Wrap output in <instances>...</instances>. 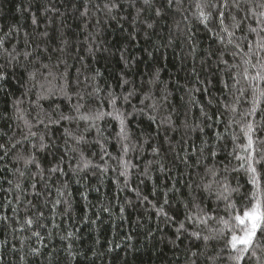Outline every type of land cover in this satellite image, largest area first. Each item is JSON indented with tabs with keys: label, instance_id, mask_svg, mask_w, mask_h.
Here are the masks:
<instances>
[{
	"label": "trees",
	"instance_id": "1",
	"mask_svg": "<svg viewBox=\"0 0 264 264\" xmlns=\"http://www.w3.org/2000/svg\"><path fill=\"white\" fill-rule=\"evenodd\" d=\"M113 2L119 7L109 13L105 5ZM240 2L245 12L249 6L255 7L257 12L261 11L258 7L260 0ZM195 4L196 0H181V14L175 11V4L171 10L167 9L166 0H152L148 5L143 0H0V35L13 27L20 29L18 35L14 33L13 38L5 43L10 51L12 45H16V52L20 53L19 63L13 62L14 66L9 67L8 58L0 56V65L9 74L7 82L0 86V144L9 149L8 155L0 160V264H192L193 260L195 264H209L206 257L215 255L220 256L216 264H231L227 259L228 253L220 251L224 247L223 241H210L205 247L203 241L190 235L193 231L208 235L211 229L218 227L215 222L210 221L207 226L186 222L188 232L183 233L180 240H176L175 233L178 222L194 211V203L212 209L217 217L227 218L224 202L218 201L215 196L202 198L196 185L213 180L207 168L215 167L219 172L215 179L221 180L225 175L223 167H239L232 154L233 148L246 143L241 132V126L246 123L242 114L251 107L253 99V86L242 75L238 77L240 83L233 86L229 71L218 60L220 52H223L229 64L240 65L239 69L232 70L234 74L243 71L240 57L233 58L230 54L234 49L223 48L196 21L192 15L196 10ZM45 8L56 11L45 12ZM86 8L85 16L82 13ZM157 8L162 11L161 17L155 15ZM232 13L237 19L243 16L236 9H232ZM33 14L37 18L36 25L32 24ZM184 16L188 17L196 34L198 49L195 55L190 54L191 48L180 31L185 28ZM225 22L230 23L227 13ZM148 24L153 27L148 28ZM246 24L256 27L251 17ZM210 27L215 28V24ZM244 27L245 32H237V36L245 34L254 40L255 35L248 34L246 25ZM216 30L219 31L218 28ZM44 31L49 33L47 54L41 51L39 59H35L38 54L33 53L25 60L23 52L35 48L36 43L25 48L24 33L29 34L30 41L35 38L39 42V33ZM170 39L173 41L171 46ZM64 40L66 45H62ZM89 43L98 49L94 56L87 52ZM44 46L41 44V49ZM60 47L64 48L63 52L56 51ZM242 47L245 52L248 51L245 45L242 44ZM125 49L127 51L122 60L119 53ZM149 52L153 54L151 57ZM208 53H212L211 58ZM132 59L137 63L125 67V61ZM97 69L102 75L93 81ZM157 69H160L159 80L149 84ZM66 70L67 81L62 78ZM249 71L254 74L250 67ZM32 72L35 79L30 80L29 73ZM122 75L130 81L123 88L119 86ZM85 77H88L87 81ZM198 79L204 81V85ZM224 81H227L228 88H225ZM97 85L102 91L98 97H90L88 93H92ZM205 86L207 92L203 90ZM197 88L201 90L195 91ZM241 88L244 94L238 111L232 113L226 110L223 105H231L234 98L240 95L238 90ZM62 89L72 94L71 101L65 99ZM133 89L135 95L130 104L118 102V106L131 112L132 105L143 107L155 101L158 111L155 123L140 114L130 118L131 140L136 150L130 151L125 159L136 167L131 170L125 187V178L120 175L121 151L115 136L118 131L116 121L106 118L100 122L108 138L105 146L111 154V158L105 156L102 159V150L95 143L96 134L84 133V121L50 124L45 113L50 114L53 120L59 119L60 113L75 115L70 110V104L77 103L76 92L84 97L79 101L84 104L82 112L100 107L98 101H104V109L110 110L107 104L109 90L123 95ZM145 94H150L152 99L144 100V105H141ZM165 95L167 100L162 99ZM46 96L48 98H44ZM16 100L21 103L14 105ZM209 100H212L211 104ZM201 106L211 120L201 114ZM259 108H264V98H261ZM17 109L35 125L32 131L37 136L44 135L46 142L53 146L40 152L32 147V144L38 145V139L16 143L28 131L23 121L17 119ZM38 115L44 124H37ZM169 116L172 127L167 123L159 124ZM229 121L233 123L229 124ZM235 121H240V124ZM255 121L258 124L257 135L264 139V130L259 127L260 123H264L259 109ZM197 125L204 131L200 132ZM65 129L75 136L84 133L91 143L77 145L71 136L65 135ZM217 131L223 134L222 141L216 140ZM233 135L237 137L235 142L231 138ZM12 144L16 146L13 148ZM202 146L203 153L200 152ZM153 147L160 149L159 155L152 153ZM65 148L69 151L65 152ZM72 148L82 150L93 165L100 167L74 173L72 169L79 161V154L71 151ZM213 150L217 152L215 158L210 156ZM32 153H35L44 170L43 179L37 174L35 166L25 168L23 161L15 159ZM0 156H4L2 149ZM185 156L187 164L183 162ZM60 157H63L62 162ZM198 160L201 161L199 164ZM149 161H152L150 165ZM156 161L164 166L163 172ZM58 162L64 174H50L48 169ZM105 166L106 172L103 171ZM146 167L151 179L143 175ZM258 172L261 188L264 189V168L258 166ZM227 180L232 187L239 186V192L232 196L237 208L242 211L250 206L249 195L253 187L248 177L243 172H229ZM17 183L21 185L19 190L15 187ZM65 183L67 188L60 196L56 189ZM173 185L175 189L169 191ZM165 192L169 200V204L164 206L165 211L175 217L176 222L166 221L152 207L153 204L157 207L163 204ZM82 193H86V198ZM145 196L148 200L142 199ZM193 196L196 197L194 202ZM57 199L70 200L71 208H66L64 203L54 208ZM186 203L187 210L184 207ZM40 213L43 215L40 216ZM85 216L88 223L84 222ZM2 217H7V220ZM27 218L33 219L31 226L25 224ZM92 220H96L95 225L90 223ZM36 232L40 233L39 237L34 235ZM68 232L75 235L65 239ZM33 249H39V255H34ZM193 252L202 254L193 257Z\"/></svg>",
	"mask_w": 264,
	"mask_h": 264
},
{
	"label": "snow or ice",
	"instance_id": "2",
	"mask_svg": "<svg viewBox=\"0 0 264 264\" xmlns=\"http://www.w3.org/2000/svg\"><path fill=\"white\" fill-rule=\"evenodd\" d=\"M152 2V0H143V3L145 5H148ZM176 5L175 11L181 12V0H166V7L167 9L171 10L173 8V5ZM119 5L115 2L105 5V8L108 9L109 13H111L114 9H117ZM258 7L261 9V11L257 12L255 7L249 6L247 11L245 12L241 8V2L240 0H196L195 4V11L192 13L196 21L202 25L210 34L212 37L215 38V41L218 42L220 45L223 46V48L227 49L228 47H231L234 49V51L230 54L233 58L239 56L244 68L242 72L234 73L232 70L239 69L240 65L237 64H229L228 60L224 59V53L220 52L218 56L219 64H222L226 70L230 73V79L234 82L233 86L238 85L240 83L239 76H243L245 80H247L250 84V86H253V99L251 102V107L245 111L242 114V118L246 120V123H244L241 126V132L246 140V143L243 145H237L233 148V156L234 158L239 162V167H233L229 169L227 166L222 168L224 175V178L221 180H216L215 178L218 176L219 172L215 167L207 168V172L211 174L213 177V180L209 181L208 183H201L196 185V190L200 192L201 197L204 196L212 197L215 196L218 201H222L225 204V210L227 211V218L220 216L217 217L213 214L212 209H205L204 207H201L200 204H193L194 211L191 213H188L185 215L184 220L178 222V226L175 229L176 233V240L181 239V235L183 233L188 232V227H186V222L189 225L192 224H202L207 226L210 221L215 222L218 227L211 229L210 233L208 235H203L199 231H193L190 233V235L195 238L196 240H200L204 242L205 247H207L208 243L210 241H223L224 247L220 249L221 252H227L228 256L227 259L231 262V264H253V261L255 264H264V189L261 188V181H260V173L258 172V166L261 168H264V139H261L257 135V127L258 124L255 121V117L257 115V111L259 109L261 113V119L264 121V108H259V105L261 103V98H264V87H261V84H264V0H260V3L258 4ZM232 9H236L243 13L242 18L237 19V16L232 13ZM52 11L55 12L56 9L54 8H45V12ZM226 13H227V19L230 20V23H226ZM82 15H87V8L85 9V12L82 13ZM155 15L157 17L162 16V11L160 8L155 9ZM139 16V10L137 12V17ZM249 17L252 18V20L256 23V27H252L251 24H246V21L249 19ZM115 19V17H113ZM185 23V28L180 29L182 34L184 35L185 40L189 44L191 48V55H195L197 49H198V42L196 41V34L192 31V25L191 22L188 20L187 16L183 17ZM32 24H37V18L35 14L32 16ZM215 24L214 27H210V25ZM246 25V32L248 34H254L255 39L250 40L248 38V35L242 34L240 36H237V32L244 33L245 32V26ZM148 28H152V24L147 25ZM177 28L179 29V24H177ZM219 29L217 31L216 29ZM20 29L13 27L10 28L7 33H4L3 35H0V56H6L8 58V64L9 67L14 66L13 62L19 63V56L20 53L16 52V45L13 44L11 47V51L5 47V43L9 41L11 38H13V34H19ZM29 34L27 32L24 33V40L23 44L25 48H29L31 43H36L35 48H31V50H26L23 52V56L25 60H27L29 57L33 56V53H37L38 55L35 57V59H39V53L41 51L44 54H47L48 47L46 46V41L49 39V33L47 31H44L42 33H39L40 40L39 42L36 41L35 38L33 40L28 39ZM145 38H147V35L145 34ZM135 40V37L132 38ZM93 43L95 42V37L92 38ZM19 43V41H17ZM173 41L169 40V46H171ZM41 44H45V46L41 49ZM67 41H62V45H66ZM242 44L245 45L248 49L247 52L244 51V47H242ZM98 49L93 48V44L89 43L87 46V52L89 55L95 54V51ZM56 51L63 52L64 48L60 47L56 49ZM127 49L124 51H121L119 53L122 60L125 58V53ZM149 57H151L153 54L151 52L148 53ZM209 58H211L212 53H208ZM253 59L256 60L255 63H253ZM66 65V61L64 62ZM137 61L135 59L132 60H126L125 61V67H128L129 64H135ZM43 67L47 68V65H42ZM249 67L253 70L254 74L249 71ZM193 72L195 73V69H193ZM159 74L160 69H157L154 73L153 80L149 81V84H153L155 81L159 80ZM102 73L99 69L96 70L95 75L92 77V80L95 81L97 77L101 76ZM62 78L67 81V70L62 73ZM9 79V74L5 70L3 65H0V86L3 85V83L7 82ZM29 79H35V73H29ZM85 81L88 80V77L84 78ZM121 83L119 86L123 88L124 85L129 84L130 81L123 78V75L121 76ZM198 82L201 85H204V81H200L198 79ZM79 86V80H77V87ZM225 88H228L229 85L227 81H224ZM201 89L197 88L195 91H200ZM205 92L208 91L207 87L205 86L203 88ZM102 90L99 88V86H95L92 93H88V95L91 96H99L100 92ZM240 95L236 96L234 98V101L231 105L224 104L223 107L226 110L231 111L232 113H236L239 109V104L241 102V96L244 94V89L238 90ZM62 95L65 97V99L71 101L72 100V94L68 93L66 90H61ZM50 94L51 91H50ZM77 97V103L70 104V110L75 113V115H65L63 113H60L59 119L53 120L51 118V115L48 113H45L46 118L48 119V122L50 124H59L60 121H84L86 124V127L84 129V133L88 132H95L96 134V141L95 143L99 145V147L102 150V159L107 156L111 158V154L108 152L107 147L105 146L108 142V138L105 136V129L101 126L102 121H104L106 118H111L112 120L116 121L118 124V131L115 133L117 142L120 144V151L121 156L119 158V165L121 168L120 175L125 178L124 185L127 187L128 185V179L131 175V170L136 167V165L132 164L130 161L126 160L125 157L129 154L130 151L136 150V145L134 142H132L131 137V128H130V118L133 117L134 114H140L147 117V119L153 123L157 121V116L155 113L158 111L157 103L153 101L151 104L143 107H136L135 105H132V111L128 112L125 111L122 107L118 106V102L121 104H130L131 98L135 95V89L128 91L126 94L119 95L115 91L109 90L107 93V104L109 106L110 110H106L103 107L104 101H98L100 104V107L95 108L92 111L89 112H82V109L84 108V104L80 103L79 101L83 100L84 97L81 95L80 92L75 93ZM44 98H48L47 96ZM39 99V97H38ZM152 97L150 94H145L144 99L140 101L141 105H144V100H151ZM163 100H167V96L162 97ZM192 102V101H190ZM21 103L20 100H16L14 102V105H19ZM209 104L212 103V100L208 101ZM39 106V105H38ZM147 109V110H146ZM57 111H59V106H57ZM150 110L153 114H149ZM201 114L204 115L207 119L211 120V117L207 116V113L204 111L203 106L200 107ZM18 115L17 119L22 120L24 126L28 129L27 134H25L21 140H17L16 143H22V142H31L34 139H38L39 143L32 144L33 148H36L38 151L43 152L46 149L50 148L53 145H50L46 142L45 136L40 135L37 136L36 132L32 131V128L35 125H32L23 114L22 111L17 109ZM37 124H44V120L40 119L39 115L36 118ZM167 123L169 127H172V120L169 116L167 120H161L159 124ZM233 123V121H229V124ZM236 124H240V121H235ZM47 127V125H45ZM159 128V125H157ZM197 128H199L200 132L204 131V128L197 125ZM259 127L261 130H264V123H260ZM225 132H227V128L225 129ZM64 133L66 136H71L72 139L76 142L77 145L81 144H89L91 143L86 135L84 133H81L78 136L73 135L71 132H69L67 129L64 130ZM215 137L217 141L223 140V134H221L219 131L215 133ZM233 142L236 141L237 137L233 135L232 137ZM147 143V140L144 141ZM206 145V142H205ZM15 144H12L11 147H15ZM237 148L240 149V152L237 153ZM0 149L4 151V156H0V160L4 159L5 156L8 155L9 149L6 148L4 145L0 144ZM65 152L69 151V149L65 148ZM71 151L78 152L79 154V161L75 168L72 169V171L78 172V171H84L85 169H88L90 167H100L99 165H93L92 161L88 159L84 152L82 150H79V148H72ZM204 147L202 146L200 148V152L203 153ZM160 149L157 147L152 148V153L154 155H159ZM210 156L215 158L217 156L216 151H210ZM15 159L23 161V164L25 168H28L30 166H35L38 169L37 174L41 176L43 179V169L41 168L39 161L35 155V153L30 154L27 157L24 156H18L15 157ZM60 162L63 161V157L59 158ZM58 162L55 166L48 169V172L50 174H57L60 173L61 175L64 174V170L61 167V163ZM185 164H187V156H185L184 161ZM201 161H197V164H199ZM152 163V161H149V165ZM156 163L160 167V171H164V166L159 162L156 161ZM19 171V169H17ZM103 171H107V166L103 168ZM229 172H243L248 177V182L252 185L253 191L249 195V202L250 206L245 207L242 211L237 208L236 204L232 200V196L235 193L239 192V186L232 187L231 184L227 180V175ZM21 176L24 175V173H20ZM143 175L151 179L149 175V169L146 167L144 169ZM16 189L19 190L21 188L20 183H17L15 185ZM33 189H35L36 185H32ZM67 188V184L65 183L61 188H57L56 191L58 195L63 196L64 195V189ZM175 189V185H173V189H170L169 191H172ZM11 191V189H10ZM133 191H136V189H133ZM139 195V193H137ZM39 195V193H37ZM82 195L86 198V193H82ZM191 195V193H190ZM168 193H164V200L163 204H161L159 207H157L155 204L152 205V207L156 210L159 216H162L165 218L168 222H176L175 217L169 216L168 212L165 211V205L169 204V200L167 198ZM144 200H148V197H142ZM193 202L195 201L196 197H192ZM64 203L66 205V208H71L70 200H64L61 201L60 199H57L53 207L55 208L57 205ZM128 203H131L129 201ZM185 209L187 210L188 204L186 203L184 205ZM105 211H108V209H105ZM123 211V208L121 209ZM40 216L43 215V213L39 214ZM2 219L7 220V217H2ZM84 222L88 223V217H84ZM34 223L32 218H27L25 221V224L27 226H31ZM91 224L95 225L96 220L90 221ZM37 237L40 236L39 232L34 233ZM75 234L73 232H68L65 239L73 237ZM170 243L175 244L176 241H170ZM34 255H39V249H33L32 250ZM202 253L193 252L191 255L193 257H198V255H201ZM206 259L209 261V264H216V261L220 259L219 255L215 256H209L206 257ZM192 264H195V260L192 261Z\"/></svg>",
	"mask_w": 264,
	"mask_h": 264
}]
</instances>
